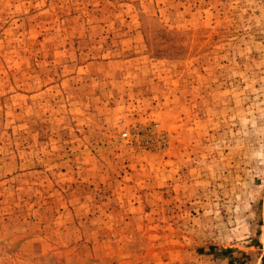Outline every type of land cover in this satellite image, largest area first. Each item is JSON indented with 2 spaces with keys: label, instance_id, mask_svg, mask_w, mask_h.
Masks as SVG:
<instances>
[{
  "label": "rangeland",
  "instance_id": "obj_1",
  "mask_svg": "<svg viewBox=\"0 0 264 264\" xmlns=\"http://www.w3.org/2000/svg\"><path fill=\"white\" fill-rule=\"evenodd\" d=\"M0 264H264V0H0Z\"/></svg>",
  "mask_w": 264,
  "mask_h": 264
},
{
  "label": "built area",
  "instance_id": "obj_2",
  "mask_svg": "<svg viewBox=\"0 0 264 264\" xmlns=\"http://www.w3.org/2000/svg\"><path fill=\"white\" fill-rule=\"evenodd\" d=\"M124 135H126V134H124Z\"/></svg>",
  "mask_w": 264,
  "mask_h": 264
}]
</instances>
